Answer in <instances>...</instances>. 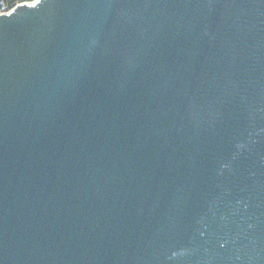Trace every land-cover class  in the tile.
<instances>
[{"label": "water", "instance_id": "water-1", "mask_svg": "<svg viewBox=\"0 0 264 264\" xmlns=\"http://www.w3.org/2000/svg\"><path fill=\"white\" fill-rule=\"evenodd\" d=\"M0 264H264V0L1 11Z\"/></svg>", "mask_w": 264, "mask_h": 264}, {"label": "trees", "instance_id": "trees-1", "mask_svg": "<svg viewBox=\"0 0 264 264\" xmlns=\"http://www.w3.org/2000/svg\"><path fill=\"white\" fill-rule=\"evenodd\" d=\"M20 1H30V0H0V10L9 9Z\"/></svg>", "mask_w": 264, "mask_h": 264}, {"label": "rangeland", "instance_id": "rangeland-1", "mask_svg": "<svg viewBox=\"0 0 264 264\" xmlns=\"http://www.w3.org/2000/svg\"><path fill=\"white\" fill-rule=\"evenodd\" d=\"M20 2H21V1H20ZM9 9H10V8H9ZM9 9H2V10H0V12H1V11H6V10H9Z\"/></svg>", "mask_w": 264, "mask_h": 264}, {"label": "built area", "instance_id": "built-area-1", "mask_svg": "<svg viewBox=\"0 0 264 264\" xmlns=\"http://www.w3.org/2000/svg\"><path fill=\"white\" fill-rule=\"evenodd\" d=\"M16 5V4H15ZM12 8V7H11Z\"/></svg>", "mask_w": 264, "mask_h": 264}]
</instances>
